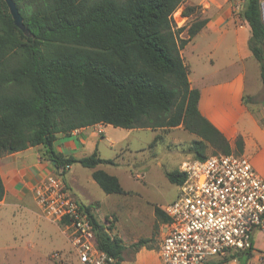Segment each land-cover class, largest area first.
Wrapping results in <instances>:
<instances>
[{
    "label": "trees",
    "instance_id": "obj_1",
    "mask_svg": "<svg viewBox=\"0 0 264 264\" xmlns=\"http://www.w3.org/2000/svg\"><path fill=\"white\" fill-rule=\"evenodd\" d=\"M184 1L15 0L26 33L0 0V155L42 145L56 169L66 174V166L75 163L93 168L94 180L111 194L127 191L116 175L98 166L116 160L98 151L82 158L56 152L59 134L97 123L127 129L182 125L198 137L189 144L195 159L207 158L209 147L231 154L229 139L199 109L201 91L191 86L182 55L209 18L195 21L188 37L179 38L184 28L175 29L173 14ZM263 1L245 0L242 16L264 82ZM234 145L238 155L244 153L241 135ZM167 177L180 185L186 173L175 169ZM4 195L0 175V201ZM155 214L168 219L160 206ZM90 216L99 247L121 264L122 239ZM149 241L142 238L132 246H149Z\"/></svg>",
    "mask_w": 264,
    "mask_h": 264
},
{
    "label": "crops",
    "instance_id": "obj_2",
    "mask_svg": "<svg viewBox=\"0 0 264 264\" xmlns=\"http://www.w3.org/2000/svg\"><path fill=\"white\" fill-rule=\"evenodd\" d=\"M211 2L215 6H209L208 13L213 12V14L209 16L208 23L182 50L185 63L189 66L191 86L201 91L199 101L201 113L225 134L232 145L235 144L239 135L244 138V154L250 153L253 164L264 177V123L244 99L246 94L252 93V90L248 91V84L256 79L261 80V71L256 74L250 64L254 60L249 48L250 26L243 17L235 15L234 8L228 5V0H211ZM230 32L233 33L231 44L235 46L236 56L233 55L232 60L226 61L224 46L226 48L227 45H224V41ZM217 50L219 60L215 59ZM221 73L223 75H220ZM137 129L140 128L127 129L115 127L112 124L97 123L75 129L69 135L59 134L54 149L66 156L82 158L87 156L85 150L88 145H91V150L94 148V152L98 151L102 158L110 159L103 157L99 144L108 143L110 147H116L129 139L131 133ZM177 130L190 133L188 142L198 138L182 125L171 128L169 133ZM175 138L179 143L182 142L181 139ZM44 152V147L37 145L0 155V175L5 186V195L0 201V220L7 218L14 222L20 218L19 220L24 223L29 222L34 230L48 233L54 243L59 241V237L69 241L61 225L44 216L36 201L35 185L57 171ZM78 165L81 164L75 163L69 167L65 179L74 197L87 207L90 206V212L95 216L96 208L94 207L97 199L94 198L91 187L84 184L79 176L73 173L74 167L84 171V166L79 168ZM98 168L109 172L102 165ZM88 169V173L92 175L94 169ZM178 194L179 192L177 196ZM111 202L113 200L108 201L110 204ZM125 205L129 208L127 230L118 228L120 219L115 211L109 214V217L112 215L116 217L113 229H118V233L112 231L110 234L120 237L125 245L124 260L121 264H164L159 247L170 229V217L165 212L166 205L153 203L151 208H147L135 200H129ZM155 206H160L164 210L167 220L157 218ZM8 213L10 216L6 215ZM144 215L147 218L145 227L139 223L140 217ZM18 226L16 224V227ZM142 238L150 240L149 246L144 245L139 248L131 246ZM27 245L38 246L34 242H28ZM255 252L241 251L236 254V257L234 255L216 256L210 264H249L253 259L258 260L259 254L257 252L256 255Z\"/></svg>",
    "mask_w": 264,
    "mask_h": 264
},
{
    "label": "built area",
    "instance_id": "obj_3",
    "mask_svg": "<svg viewBox=\"0 0 264 264\" xmlns=\"http://www.w3.org/2000/svg\"><path fill=\"white\" fill-rule=\"evenodd\" d=\"M181 171L186 179L165 206L170 229L159 247L164 264H210L216 256L257 251L255 236H264V177L252 159L244 153L209 155L185 162ZM34 192L43 215L61 225L79 264H116L99 247L90 211L74 197L62 169ZM257 252L264 264V246Z\"/></svg>",
    "mask_w": 264,
    "mask_h": 264
},
{
    "label": "rangeland",
    "instance_id": "obj_4",
    "mask_svg": "<svg viewBox=\"0 0 264 264\" xmlns=\"http://www.w3.org/2000/svg\"><path fill=\"white\" fill-rule=\"evenodd\" d=\"M244 3L245 0H228V5L234 8L235 15L241 18L243 17ZM210 5H213L211 0H185L180 5L174 14L175 29L184 28L179 38L188 37L187 31L192 23L209 18L213 14V12L208 13ZM185 11L189 12L188 15H185ZM262 15L264 20V1L262 2ZM232 37L233 33L230 32L224 41V45H227L226 48L224 46L226 55L224 60L226 61L232 60L233 55L236 56L235 46L231 44ZM218 56L219 51L217 50L215 59L219 60ZM219 63L220 61L217 64L219 65ZM250 64L256 74L261 71L260 63L255 57ZM231 69L234 68L231 67ZM251 90V94L245 95V102L264 123V82L262 78L248 84V91ZM170 129L140 128L133 131L129 139L116 147H110L107 145L108 143L99 144V150L103 157L117 161L114 165L103 163L102 167L119 178L123 187L128 191L127 193H111L109 195L94 181L92 175L88 173V167L84 166V171L74 167L73 173H76L84 184L91 187L92 194L97 199L94 214L100 223L111 228L109 229L110 233L112 231L118 233L117 228L113 229L116 217L114 215L109 217L113 211L118 214L120 219L118 228L127 230V225H129V208L125 205L127 201L135 200L144 207L151 208L153 203L167 205L177 196L180 190L179 185L169 180L167 172L175 169L182 170L185 162L195 159V157L193 153L189 152L190 133L178 130L169 133ZM175 137L181 139L182 142L179 143ZM91 147L88 145L86 148L87 155L94 152V148L91 150ZM233 148L232 153L238 154L239 151L235 145ZM215 154L224 153L222 150L209 147L208 155ZM247 156L250 157V153H247ZM78 166L83 168L82 165ZM110 200H113L111 204L108 203ZM6 215L10 216L9 213ZM19 219L14 222L7 218L0 220V264H79L78 257L69 241L59 237V241L54 243L48 233L38 229L34 230L29 222L24 223ZM139 223L143 227L147 225L145 215L140 217ZM16 224L19 226L16 227ZM28 242H34L35 245L37 243L38 246L27 245ZM255 242L258 247L264 246V236L261 232L256 234ZM249 264L260 263L257 259H253Z\"/></svg>",
    "mask_w": 264,
    "mask_h": 264
},
{
    "label": "water",
    "instance_id": "obj_5",
    "mask_svg": "<svg viewBox=\"0 0 264 264\" xmlns=\"http://www.w3.org/2000/svg\"><path fill=\"white\" fill-rule=\"evenodd\" d=\"M9 6L10 12L14 18L15 24L24 30V32L28 33V29L24 24L23 16L19 10V8L16 5L15 0H5ZM53 164H55V161H53Z\"/></svg>",
    "mask_w": 264,
    "mask_h": 264
}]
</instances>
